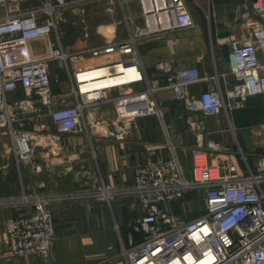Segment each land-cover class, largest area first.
<instances>
[{
	"label": "built area",
	"instance_id": "1",
	"mask_svg": "<svg viewBox=\"0 0 264 264\" xmlns=\"http://www.w3.org/2000/svg\"><path fill=\"white\" fill-rule=\"evenodd\" d=\"M91 1L95 0H0V131L11 139L9 150L18 168H26L30 176L45 170L38 155L40 148L55 149L64 135L90 132L96 109L108 101L111 90L124 92L115 99L121 107L119 117L112 122L118 138L131 132L140 116L162 118L152 98L158 88L131 89L145 82L137 42L155 34L198 27L194 13L201 6L199 0H119L140 6L137 14L126 17L127 38L68 50L59 17L66 10L82 17L83 5ZM235 20L249 30V37L226 39L231 74L236 80L228 100L219 87L191 95L189 87L207 78L195 68L177 69L171 62L164 65L166 73L174 74L168 87L175 98L205 117L222 112L228 115L245 107L251 97L264 95V0L243 1ZM84 36L89 38V33L85 31ZM40 41L49 47L45 54L38 52ZM90 58L97 63L89 62ZM118 67H135L139 77L100 89H93L84 77L97 68H106V75L113 76ZM55 68L69 79L68 90H55L63 84L60 72L53 74ZM47 117L55 131L45 122ZM188 129L199 140L190 150L191 167L175 149L169 158H149L136 166L129 192L144 210L140 221L144 241L123 248L108 264H264V159L252 169L240 148L215 141L203 144L199 138L204 134V120L191 121ZM261 129L264 131V125ZM56 174L49 173L51 181ZM191 191L204 193L205 211L193 220L179 222L163 206ZM111 192L103 188L41 194L28 187L19 198L0 199V205L26 209L6 222L11 252L16 257H31V264H51L57 238L52 205L75 198L106 197Z\"/></svg>",
	"mask_w": 264,
	"mask_h": 264
},
{
	"label": "crops",
	"instance_id": "2",
	"mask_svg": "<svg viewBox=\"0 0 264 264\" xmlns=\"http://www.w3.org/2000/svg\"><path fill=\"white\" fill-rule=\"evenodd\" d=\"M199 1L203 3L205 0ZM243 1L212 0L208 12L203 9L202 13L196 14L198 27L138 40L137 51L145 82L131 89L158 88L152 98L157 101L162 118L148 114L140 116L135 119V128L124 138H118L112 122L119 117L121 108L115 99L124 92L111 90L107 94L108 101L96 109V119L91 122L88 134L64 135L55 149H39L38 155L45 170L35 181L26 173L28 187L36 188L41 194H76L82 190L92 192L103 188L113 191L106 197L75 198L52 205L57 238L51 264H108L123 248L144 241L140 224L144 210L138 198L129 192L134 185L135 168L149 158H169L173 149L191 167L190 150L199 143L197 136L188 129L191 121L204 120V134L199 138L203 144L215 141L234 149L240 148L252 169L264 159V131L261 129L264 125V95L251 97L245 107L235 108L228 115L222 112L205 117L201 112L189 110L183 101L175 98L172 88L168 87L174 82V74L164 70L166 62H171L177 69L195 68L207 79L190 86L191 95L198 96L203 91L219 87L228 100L236 80L231 74L226 39L249 37V30L235 20ZM83 8L82 17L71 11L74 17L71 16L73 19L68 20L67 26L80 28V31L73 48L64 44L69 50L102 46L110 40L127 38L129 25L126 17L140 11L138 2L121 4L119 0H95ZM101 27L105 31H101ZM65 31L63 38L67 34ZM85 31L89 38L84 36ZM93 39L94 42L102 41L93 45L89 43ZM97 61L89 59V62ZM60 75L63 84L55 86L58 92L69 87L66 74L60 72ZM45 122L55 131L49 117ZM166 127H169L168 132ZM0 135V145L7 138L11 144L7 134ZM2 152L0 147V199L19 198L23 193L22 182L12 168L3 164L6 159ZM242 165L246 168L245 163ZM6 169L10 171L9 176L3 172ZM14 169L16 171V166ZM51 172L57 173L54 181L50 179ZM163 208L179 222L193 220L205 211L204 193L188 192L181 200ZM24 212V206L0 205V264H31L33 261L31 257H16L7 239V220Z\"/></svg>",
	"mask_w": 264,
	"mask_h": 264
},
{
	"label": "rangeland",
	"instance_id": "3",
	"mask_svg": "<svg viewBox=\"0 0 264 264\" xmlns=\"http://www.w3.org/2000/svg\"><path fill=\"white\" fill-rule=\"evenodd\" d=\"M92 2V1H91ZM89 3V2H88ZM211 3V4H210ZM211 5H213L212 4V0H211V2H209V0H205L203 3L201 2V6H198L196 9H195V16H196V14L197 15H199L200 13H202L203 12V9L205 10V11H209V6H211ZM84 6V5H83ZM65 12V13H64ZM63 13V15L61 16V17H59V22L61 23L62 22V24H61V30H62V32L64 31V30H66L65 32L67 33H65L66 35H65V38H63V41H64V44H65V46L67 47V43L73 48V45H74V43H75V41L77 40V37H78V35H79V31H80V28H77V27H72V26H67L68 25V20L70 21V20H72L73 18H71V16L72 17H74V15H71V10H69V11H64ZM70 12V13H69ZM72 14H73V12H72ZM196 18V17H195ZM197 19V18H196ZM62 25H65V26H67L66 28H64V27H62ZM88 27L90 28V25H89V22H88ZM102 28V27H101ZM101 31H105V28H102L101 29ZM186 31V30H185ZM104 36V35H103ZM103 38V37H102ZM102 40H100V41H95L94 42V39L93 40H89V43H91L92 42V44L94 45V44H97L98 42H101ZM56 45V44H55ZM37 49H38V52L40 53V54H45L48 50H49V47L46 45V42H44V41H40V42H37ZM69 50V49H68ZM55 67V66H54ZM60 71L57 69V68H55L54 70H53V74H58ZM60 74V73H59ZM2 133H4L3 131H0V134H2ZM1 136V135H0ZM6 143V144H5ZM0 147H1V149H2V154H3V158H5L6 160L5 161H2L3 162V164H5L6 166H7V168H12V172L14 173V174H16V176H17V179H20L21 180V182H22V187L23 188H27L28 189V186H29V184H26V180H25V176H26V173L27 174H29L30 175V173H29V171L26 169V168H24V167H22L21 169H19L18 168V165H17V163L15 164V162H16V159H15V156H14V154L9 150V140H8V138H7V140H4V141H2V145H0ZM14 164H15V166H16V171H15V169H14ZM4 173H6L7 174V176H9V173H10V171H9V169H6L5 171H3ZM39 176V175H38ZM31 177V179L33 178V180L35 181V179H37V178H39V177H37V175L36 176H30ZM25 182H24V181ZM37 181V180H36ZM22 188V189H23ZM82 191H84V190H82Z\"/></svg>",
	"mask_w": 264,
	"mask_h": 264
},
{
	"label": "bare ground",
	"instance_id": "4",
	"mask_svg": "<svg viewBox=\"0 0 264 264\" xmlns=\"http://www.w3.org/2000/svg\"><path fill=\"white\" fill-rule=\"evenodd\" d=\"M106 68H97L85 74L84 77L90 81L93 89L105 88L112 85H119L130 82L132 79L139 77V71L135 67L124 68L118 67V71L113 76L106 75ZM126 72V74H124Z\"/></svg>",
	"mask_w": 264,
	"mask_h": 264
}]
</instances>
